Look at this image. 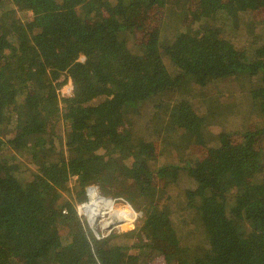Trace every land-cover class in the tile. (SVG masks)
<instances>
[{"label": "trees", "instance_id": "trees-1", "mask_svg": "<svg viewBox=\"0 0 264 264\" xmlns=\"http://www.w3.org/2000/svg\"><path fill=\"white\" fill-rule=\"evenodd\" d=\"M178 3L0 0V264H140L127 251L142 247L170 264H264V0H194L178 13L186 25L137 41L138 14ZM222 81L247 96L252 127L210 132L226 111ZM189 138L208 156L153 165L170 146L187 156ZM181 173L196 187L175 213L155 182ZM92 184L138 197L143 223L126 234L139 241L85 226L73 199Z\"/></svg>", "mask_w": 264, "mask_h": 264}, {"label": "rangeland", "instance_id": "rangeland-1", "mask_svg": "<svg viewBox=\"0 0 264 264\" xmlns=\"http://www.w3.org/2000/svg\"><path fill=\"white\" fill-rule=\"evenodd\" d=\"M194 0H179L178 5L175 6H166V7H155L153 8L148 14L140 13L136 16L138 20H143L146 23V27L143 31H138L136 39L137 41L146 40V34L151 31H163L162 25L164 23H169L171 25V28L177 27L179 25L178 21H181V26L186 25L185 19L178 16V13H182L183 11L190 9V7L193 6ZM260 17V15H259ZM242 21L248 22V24L252 25L253 23V11L245 14L242 18ZM189 22V20H187ZM244 22V23H245ZM178 23V24H176ZM166 31V30H165ZM166 34H169L168 32H165ZM170 35V34H169ZM168 35V36H169ZM74 80L71 78L66 86L73 87ZM220 86H223V90L220 93V95H223V100L221 103H223L224 107L221 108V111H224V114L219 119L218 122H216L215 125L210 127V132L217 134V132L227 126V129L231 130L232 128H237L239 126H243L244 128L252 127L253 126V112L251 110H248V104L250 101L246 98L247 96L242 94L240 92V89L238 87H235L234 85H238L237 82L233 84L229 81H222L218 83ZM61 96L68 95L66 92L62 91L60 92ZM204 93V90L198 89L197 96H202ZM180 94V93H179ZM179 94L173 95L174 101L178 100ZM148 106H151L149 104ZM149 109H146V111ZM167 109H161V112L163 114H166ZM138 119L139 115L136 116ZM148 117V115H147ZM146 118L139 117V124L140 126H144L146 124ZM67 126L64 125L62 121H60L56 127V130H58L59 133L66 132ZM187 149L186 153L187 156H182L183 154L181 152H177L176 149L172 146L169 147L168 150H165L158 153L157 159L154 161L153 165L155 167H161L167 164H178L180 163L184 158H193L194 160H202L205 157L208 156L209 149L207 146H203L200 143L195 142L193 139L189 138L187 140ZM209 145L215 144V140L211 139L208 143ZM158 149H162L160 145L158 144ZM13 150H5L4 154L8 155L12 153ZM21 157V156H20ZM22 158V157H21ZM23 160L25 159L29 165L32 167L33 170L37 169V165H35V162L33 158L29 155H24ZM24 160V161H25ZM76 181V177L72 178V184H74ZM158 186V191L162 199H166L167 204H169L170 208H172L175 213L180 212L179 210L182 208L179 202L180 199L184 196L185 189H194L196 187V183L194 180H192L190 177L185 175L184 173H181L178 177L177 181H173L171 179L167 178L165 180H162L159 182H155ZM99 189L101 188L99 184H96ZM120 189V188H119ZM121 190V189H120ZM123 191V190H122ZM85 192V191H84ZM84 192H79L80 194L74 196V203L76 205V208L82 203L81 198L84 196ZM104 194L110 196V197H121L125 201H127L129 204H131L137 211H141V215L138 217V220L135 221V223H131L129 225H121L115 229H118L117 231L113 232L118 234H123L122 237L118 238L122 239L121 242L125 246H132L134 242L139 241L140 239L135 238L134 236L130 234H126L133 229L139 227V225H142L141 217L143 216L142 210L140 208L139 199L134 194H132V191H126V192H120V194H109L105 190L102 191ZM130 193V194H129ZM117 195V196H116ZM169 197V198H168ZM136 202L135 207L133 203L131 202V199ZM126 204V203H125ZM183 209V208H182ZM83 210L86 211V208L83 207ZM118 211V210H117ZM183 215V214H182ZM180 215L176 216L179 217ZM84 218V216H82ZM119 218V219H118ZM85 220V219H84ZM119 220V221H117ZM120 217L116 215L114 222L120 223ZM140 220V221H139ZM84 223V221H82ZM177 226H179L181 223H176ZM61 233L64 235H67L69 233L68 227H61ZM187 233V229H183V237H185V234ZM201 234L193 237L194 239H197ZM155 236L157 238V242L155 244V247L162 246L164 240L163 236L160 232H155ZM134 237V238H133ZM191 238V237H190ZM148 241V240H147ZM146 241V242H147ZM140 254L141 260L139 261L140 264H170L166 261L163 254H157L152 248L148 247H142V248H130L129 251H127V255L130 257L131 255ZM176 262V261H174Z\"/></svg>", "mask_w": 264, "mask_h": 264}, {"label": "built area", "instance_id": "built-area-1", "mask_svg": "<svg viewBox=\"0 0 264 264\" xmlns=\"http://www.w3.org/2000/svg\"><path fill=\"white\" fill-rule=\"evenodd\" d=\"M73 87L65 86L62 89L63 92H66L68 95L72 94ZM65 95V94H64ZM90 190L96 191L104 199H108L111 202V205H105L102 203H97L95 200H91L88 193ZM85 198L81 200L82 203L78 206L77 211L82 221H84L85 226H87L91 232L94 234L97 240H102L109 237L113 232L117 231L115 229L119 226L129 225L127 223L114 222L116 215L114 214L117 210H131L134 211L135 221L138 220V217L141 215V211H136V209L125 201L121 197H110L105 195L101 189L96 184L88 186L84 192ZM117 196V195H116ZM89 203V211L91 213V219L93 224L90 223L89 214L83 210L82 206ZM126 203V204H125ZM84 216V218L82 217ZM85 219V220H84Z\"/></svg>", "mask_w": 264, "mask_h": 264}, {"label": "bare ground", "instance_id": "bare-ground-1", "mask_svg": "<svg viewBox=\"0 0 264 264\" xmlns=\"http://www.w3.org/2000/svg\"><path fill=\"white\" fill-rule=\"evenodd\" d=\"M91 200H92V201L95 200L97 203H102V204H105V205H111L110 200H108V199H104V198L101 197L100 195L97 196V197H95V198H93V199H91ZM89 206H90V204L87 203V204L83 205L82 208H83V207L86 208V212L89 214V217H90V223L93 224V220L91 219V213H90V211H89ZM114 214H115V215H118V216L120 217V219H121V220H120V223H127L128 220H129V218L126 217L125 215H123V213H122L120 210L115 211ZM118 219H119V218H118ZM117 221H119V220H117Z\"/></svg>", "mask_w": 264, "mask_h": 264}]
</instances>
